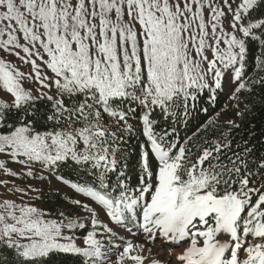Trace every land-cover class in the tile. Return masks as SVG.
I'll return each instance as SVG.
<instances>
[{
  "label": "snow or ice",
  "instance_id": "6c2138e0",
  "mask_svg": "<svg viewBox=\"0 0 264 264\" xmlns=\"http://www.w3.org/2000/svg\"><path fill=\"white\" fill-rule=\"evenodd\" d=\"M258 89L264 0H0V172L73 193L0 179V264H264Z\"/></svg>",
  "mask_w": 264,
  "mask_h": 264
},
{
  "label": "trees",
  "instance_id": "16d2710c",
  "mask_svg": "<svg viewBox=\"0 0 264 264\" xmlns=\"http://www.w3.org/2000/svg\"><path fill=\"white\" fill-rule=\"evenodd\" d=\"M253 55L259 56V49L253 47ZM249 71L252 72L253 69L250 67ZM256 93L257 95L247 103L250 105V111L246 113L243 119L237 117V123L240 124V127L233 129L230 138L233 139L234 145L238 142L242 143L243 141H248L249 146H255V155L259 157L261 154H264V89H258ZM226 102L227 96L223 94L220 95L215 108H210L209 115H214V113L219 111L221 106L225 105ZM201 103L204 104L205 107L208 106L205 101H201ZM205 119L206 116L204 113H197L196 117L190 122L189 134H191V131H194L199 124L203 123ZM223 130V128L220 129V131ZM218 135L219 132L209 133L210 138ZM130 143L135 145L136 141L133 139ZM135 162L136 153L133 152L130 164L134 165ZM52 264H72V258L55 256L53 257Z\"/></svg>",
  "mask_w": 264,
  "mask_h": 264
},
{
  "label": "rangeland",
  "instance_id": "374dc122",
  "mask_svg": "<svg viewBox=\"0 0 264 264\" xmlns=\"http://www.w3.org/2000/svg\"><path fill=\"white\" fill-rule=\"evenodd\" d=\"M10 59H14V58H10ZM21 70H26V69H25V68H22ZM248 71H249V69H248ZM249 72H250V71H249ZM250 73H251V72H250ZM27 86H31V83H29ZM245 95H247V94H245ZM256 95H257V93H254L252 96H249V97L247 98V100L245 101V103H248V101H249L250 99L254 98ZM227 103H228V99H227L226 104H227ZM243 106H244V104H241V108H242ZM228 115H229L230 117L235 118V119L237 120V117L234 116V113H233V112L229 111V112H228ZM222 119H223V117H222ZM0 159H5V157L0 156ZM7 167H8L9 169L19 170L21 166L18 165V164H16V163H11V162H9V163L7 164ZM0 179H7V180H10V181L14 180L15 183H16L17 185L21 186V187L25 186V184H28V185H33V186H37V187H41V188H43V190H44L45 192H47L48 195L50 196V199L45 200L43 203H40V201H35V203L40 204V206H41L42 208H44V209L52 208L54 205H56V204H58V203H63V204H64V207H68L67 203L64 202V201H62V200L60 199V197H59L58 195L55 194V189H56V188H62V192H63L64 194H67V195H70V196L73 195V193L67 188V186H62V185H60L58 182H55V181H53V186L50 187V186L47 184V182H39V181H35V180H32V179H29V178H27V177H24V178H21V179H15V178H13V177H11V176H7V175L4 174L3 172H0ZM2 195H3V189L0 188V196H2ZM9 198H10V199H15V197L11 196L10 194H9ZM26 202H27V201H26ZM101 215H102V218H103V219H105V220L107 219L106 217H103V214H101ZM158 242H161V241H157L156 245H153V244H147V245H146L147 248H150V249H151V252H152L153 255H156V249H157V247H158V246H157ZM166 248H167V250H168L169 252H174V251L176 252L177 250L181 249L180 247L176 246L175 243H173V244H167V245H166Z\"/></svg>",
  "mask_w": 264,
  "mask_h": 264
},
{
  "label": "bare ground",
  "instance_id": "6f19581e",
  "mask_svg": "<svg viewBox=\"0 0 264 264\" xmlns=\"http://www.w3.org/2000/svg\"><path fill=\"white\" fill-rule=\"evenodd\" d=\"M156 249V254L161 255L164 259H171L172 257H175L177 253H180L182 249L177 250L176 252H167L165 253L164 248H166V245H164V242H158Z\"/></svg>",
  "mask_w": 264,
  "mask_h": 264
}]
</instances>
